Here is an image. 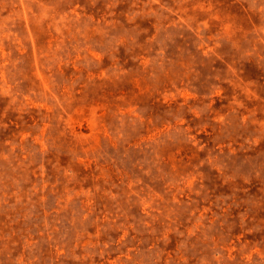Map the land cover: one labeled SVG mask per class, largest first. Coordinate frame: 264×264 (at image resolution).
I'll list each match as a JSON object with an SVG mask.
<instances>
[{"label":"rangeland","instance_id":"1","mask_svg":"<svg viewBox=\"0 0 264 264\" xmlns=\"http://www.w3.org/2000/svg\"><path fill=\"white\" fill-rule=\"evenodd\" d=\"M0 264H264V0H0Z\"/></svg>","mask_w":264,"mask_h":264}]
</instances>
